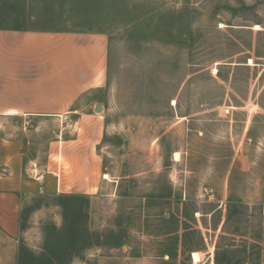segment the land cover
I'll return each mask as SVG.
<instances>
[{
	"label": "rangeland",
	"instance_id": "rangeland-1",
	"mask_svg": "<svg viewBox=\"0 0 264 264\" xmlns=\"http://www.w3.org/2000/svg\"><path fill=\"white\" fill-rule=\"evenodd\" d=\"M1 33L32 38L35 106L80 95L0 116L24 168L99 165L93 193L23 205L19 264H264V0H0Z\"/></svg>",
	"mask_w": 264,
	"mask_h": 264
},
{
	"label": "crops",
	"instance_id": "crops-1",
	"mask_svg": "<svg viewBox=\"0 0 264 264\" xmlns=\"http://www.w3.org/2000/svg\"><path fill=\"white\" fill-rule=\"evenodd\" d=\"M27 36L0 34V65L3 67L1 72L16 74L17 77L15 81H4L5 84L0 86V116L24 118L25 131L29 130L33 118L58 119L75 109V106H71L66 100L80 96L67 93L69 91H66L64 84L61 90L56 88L58 85H54L53 89L49 87L50 92L44 97L45 101L50 102L47 105L35 106L33 79L27 76L34 61L33 43L30 40L32 38ZM14 50H17L18 56H13ZM12 88H16L15 93H5ZM29 145L31 142L25 135L13 139L0 134V264L20 263L21 211L26 202L34 196L50 199L65 194H90L98 185L99 165L96 163L87 176L81 174L80 167H76L70 177L60 173L59 168L52 173L41 170L36 165L25 169L24 162L34 161V158L28 155ZM52 156L56 159L62 157L63 153H53ZM7 163H10V166L6 165Z\"/></svg>",
	"mask_w": 264,
	"mask_h": 264
},
{
	"label": "trees",
	"instance_id": "trees-1",
	"mask_svg": "<svg viewBox=\"0 0 264 264\" xmlns=\"http://www.w3.org/2000/svg\"><path fill=\"white\" fill-rule=\"evenodd\" d=\"M224 240V237H221L220 239H219V241H223ZM178 250H177V248H176V256H178V252H177ZM229 253H232V252H227L226 254H225V257L228 259L229 258ZM212 255H214V254H212ZM224 257V256H223ZM215 259H216V264H224L223 262H225L223 259H221V253H220V247L219 246H217V248H216V251H215Z\"/></svg>",
	"mask_w": 264,
	"mask_h": 264
},
{
	"label": "bare ground",
	"instance_id": "bare-ground-1",
	"mask_svg": "<svg viewBox=\"0 0 264 264\" xmlns=\"http://www.w3.org/2000/svg\"><path fill=\"white\" fill-rule=\"evenodd\" d=\"M175 157H176V160H178V159H179V154L176 153V154H175Z\"/></svg>",
	"mask_w": 264,
	"mask_h": 264
}]
</instances>
